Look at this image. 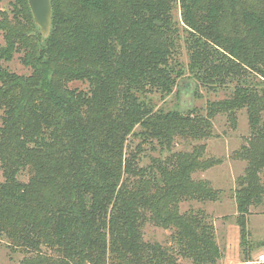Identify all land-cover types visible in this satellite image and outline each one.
<instances>
[{
    "label": "trees",
    "instance_id": "trees-1",
    "mask_svg": "<svg viewBox=\"0 0 264 264\" xmlns=\"http://www.w3.org/2000/svg\"><path fill=\"white\" fill-rule=\"evenodd\" d=\"M52 5V32L44 41L34 33L28 0H15L13 17L0 18L6 41L0 59L9 61L21 50L32 68L23 76L0 67V235L37 253L22 264H180V256L193 264H217L221 258L211 218L203 211H181L184 201L219 197L208 181L193 177L215 165L205 157V144L155 158L150 170L140 166V145L127 151L132 135L171 149L177 138L213 133L215 113L199 119L186 111L156 110L144 96L152 90L170 94L177 85L172 47L160 39L176 5L195 30L194 61L204 80L241 82L239 100L222 110L249 107L254 141L239 155L248 165L235 193L247 244L250 207L264 201V99L247 80L254 73L264 77V16L243 7L245 33L228 35L220 27L225 13L220 0H52ZM203 39L213 43L211 49ZM72 81H86L89 88H71ZM24 170L27 182L19 179ZM146 222L172 229L173 245L147 241Z\"/></svg>",
    "mask_w": 264,
    "mask_h": 264
},
{
    "label": "rangeland",
    "instance_id": "rangeland-1",
    "mask_svg": "<svg viewBox=\"0 0 264 264\" xmlns=\"http://www.w3.org/2000/svg\"><path fill=\"white\" fill-rule=\"evenodd\" d=\"M15 0H0V18L3 13L12 18V3ZM223 2L225 13L221 20V31L228 35L245 33L241 23V9L250 7L264 16V0H220ZM68 10L73 9L70 5ZM205 15L200 12L199 17ZM92 19L100 21V16L93 15ZM194 29L189 28L183 21L182 9L176 5L173 10L172 25L160 34L161 41L170 42L172 47L171 69L177 85L170 94L159 91H148L144 95L155 109L164 111L178 110L189 112L194 118H206L211 112L215 113L211 118L213 133L208 138L187 139L177 138L171 149L162 148L157 140L153 142L141 141L140 136L132 135L128 139L127 151H134L141 146L140 166L150 170L155 158L164 159L172 152H192L196 147L205 144V157L212 158L215 165L197 170L193 177L198 180L208 181L212 187L219 191L216 200L205 202L189 200L181 203V211H203L212 220L218 245L221 250V258L217 264H264L258 262L259 256L264 254V201L260 205L250 207L247 219V244L243 243L241 227L238 223V211L236 204V189L238 180L246 172L247 160L240 158L243 147H250L253 142V133L250 122L249 107L246 104L231 106L222 110L224 104H231L238 97L236 95L239 86L237 77H230L227 81L219 77L203 78L204 71L196 66L194 57L197 53ZM202 38L204 36L201 35ZM210 47L213 43L203 39ZM6 41L3 31H0V47L5 46ZM222 49V48H221ZM226 55L228 53L223 51ZM251 52V51H248ZM247 52V53H248ZM23 51H15L11 60L0 59V67L7 68L11 72L28 76L32 68L23 62ZM246 68L247 65L244 64ZM251 70L250 68H248ZM252 91L264 99V77L254 73L247 78ZM69 86L79 90H88L89 83L86 81H72ZM239 100V99H237ZM236 100V101H237ZM3 111L0 109V124ZM261 180L264 184V169L261 172ZM19 179L27 182L29 174L22 171ZM3 173L0 168V181H3ZM144 237L150 242H159L164 246L173 245L172 229L159 227L152 222H146L143 227ZM42 252L52 254L45 247ZM37 253L17 247L11 240L0 235V264H22L31 260ZM180 264H193L190 259L179 257Z\"/></svg>",
    "mask_w": 264,
    "mask_h": 264
},
{
    "label": "water",
    "instance_id": "water-1",
    "mask_svg": "<svg viewBox=\"0 0 264 264\" xmlns=\"http://www.w3.org/2000/svg\"><path fill=\"white\" fill-rule=\"evenodd\" d=\"M34 22L36 32L42 36V40L49 38L53 27V5L52 0H28Z\"/></svg>",
    "mask_w": 264,
    "mask_h": 264
},
{
    "label": "built area",
    "instance_id": "built-area-1",
    "mask_svg": "<svg viewBox=\"0 0 264 264\" xmlns=\"http://www.w3.org/2000/svg\"><path fill=\"white\" fill-rule=\"evenodd\" d=\"M258 262L264 263V254H261V255L259 256V260H258Z\"/></svg>",
    "mask_w": 264,
    "mask_h": 264
}]
</instances>
